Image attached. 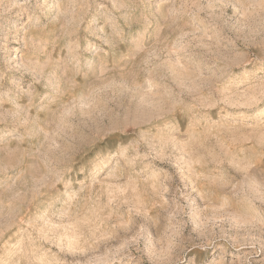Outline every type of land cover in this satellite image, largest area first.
<instances>
[{"label":"rangeland","instance_id":"rangeland-1","mask_svg":"<svg viewBox=\"0 0 264 264\" xmlns=\"http://www.w3.org/2000/svg\"><path fill=\"white\" fill-rule=\"evenodd\" d=\"M0 264H264V0H0Z\"/></svg>","mask_w":264,"mask_h":264}]
</instances>
